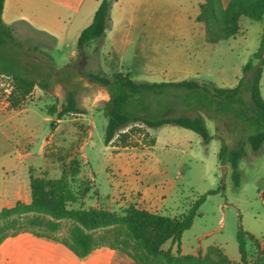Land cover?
Masks as SVG:
<instances>
[{"label":"rangeland","instance_id":"1","mask_svg":"<svg viewBox=\"0 0 264 264\" xmlns=\"http://www.w3.org/2000/svg\"><path fill=\"white\" fill-rule=\"evenodd\" d=\"M19 1L23 0H17V8ZM24 1L23 10L35 14L37 22H53L52 11L48 13L53 6L50 1L38 5L33 0ZM198 1H119L110 8L105 35L83 51L76 46L79 30L69 11L54 20L62 28L57 39L17 25V37L37 46L36 50L22 49L18 59L35 78L50 80L52 93L35 85L23 104L13 108L7 100L11 79L0 73V169L3 155L10 151L11 165H20L22 170L15 175L25 182L28 178L29 186L30 173L59 176L76 156L80 161L77 177L92 176L98 192L90 191L85 206L118 209L129 203L152 202L154 210L169 215L184 212L199 194L219 188L206 194L192 224L183 231L181 250L197 253L217 244L230 258L239 259V224L264 246V142L256 152L246 144V155L239 161L238 187L233 185L227 164L222 179L217 159L222 140L232 145L247 129L232 115L214 117L202 112L213 135L207 143L190 128L164 123L157 128L140 125L142 130H135L126 146L105 144L102 106L109 94L86 74L88 70L110 74L122 69L136 79L195 77L221 86L235 85L242 65L258 47L264 19L242 15L239 33L209 42L202 22L195 19ZM71 87H76L78 103L85 112L67 113L62 118L49 114L52 94L60 101ZM260 91L264 98V64ZM152 135L155 142L149 145L146 139ZM169 243L167 240L162 246ZM247 249L254 259L257 250L252 241L247 242Z\"/></svg>","mask_w":264,"mask_h":264},{"label":"trees","instance_id":"2","mask_svg":"<svg viewBox=\"0 0 264 264\" xmlns=\"http://www.w3.org/2000/svg\"><path fill=\"white\" fill-rule=\"evenodd\" d=\"M114 1L99 0L92 20L77 36L78 49L83 51L91 41L105 35ZM3 6L4 0H0V73L10 77L7 100L11 107L18 108L35 85L51 94V81L35 78L18 59L22 49L36 50L37 46L17 37L13 25L2 17ZM198 6L195 19L202 22L204 38L209 42L239 33L242 15L254 20L264 19V0H229L226 5L222 0H202ZM263 64L264 25L257 49L242 65V75L233 86L195 77L148 80L136 79L122 69L110 74L88 70L86 74L109 94L102 106L106 118L103 142L126 146L131 143L132 133L142 130L140 125L157 128L164 123H174L194 130L207 143L213 135L202 112L214 117L232 115L247 129L232 145L222 140L217 159L220 164L229 166L233 185L238 187L239 161L246 155V144L256 152L264 142V98L260 91ZM76 93V87L68 88L60 101L52 94L54 100L47 105V112L58 118L67 113L85 112ZM146 140L152 145L155 136ZM79 172L80 161L72 156L59 176L30 173L29 201L17 199L12 205L0 208V242L20 231H30L63 243L78 256L86 255L96 246L108 245L130 257L133 264H264V246L241 224L236 230L239 259L230 258L217 244H210L197 253L182 252L183 231L192 224L206 194L219 188L199 194L184 212L176 215L152 211L135 203L118 209L85 206V197L90 191L98 192L93 177L78 178ZM167 240L169 245L163 247ZM248 241H252L257 250L252 260ZM173 244H176L175 250Z\"/></svg>","mask_w":264,"mask_h":264},{"label":"crops","instance_id":"3","mask_svg":"<svg viewBox=\"0 0 264 264\" xmlns=\"http://www.w3.org/2000/svg\"><path fill=\"white\" fill-rule=\"evenodd\" d=\"M47 1L53 4L48 8V13L52 11L54 15L53 22L45 21V19L43 20L45 23L37 22L35 14L32 12L27 14V11L23 10L21 5L26 2L24 0L18 2L20 6L18 8L16 7L17 0H4L2 17L4 21L11 23L14 29L18 27L17 25L24 24L57 39L62 35V28L54 23L55 18L61 19L63 12L69 11L72 13L70 20L78 26L80 32L92 20L99 3V0H33L37 5ZM119 1L123 0H115L111 8ZM200 1L202 0L198 2ZM228 1L222 0V3L226 5ZM10 158V151L7 156L4 154L2 157L0 208L12 205L17 199L25 201L30 199L28 178L25 182L20 179L19 175H15L22 170L20 165H11ZM139 206L156 211L152 202H144ZM0 264H133V262L130 257L108 245L96 246L86 255L78 256L66 245L53 238L39 236L30 231H20L0 242Z\"/></svg>","mask_w":264,"mask_h":264},{"label":"water","instance_id":"4","mask_svg":"<svg viewBox=\"0 0 264 264\" xmlns=\"http://www.w3.org/2000/svg\"><path fill=\"white\" fill-rule=\"evenodd\" d=\"M221 166H222V179L225 180L227 165L226 164H222Z\"/></svg>","mask_w":264,"mask_h":264}]
</instances>
